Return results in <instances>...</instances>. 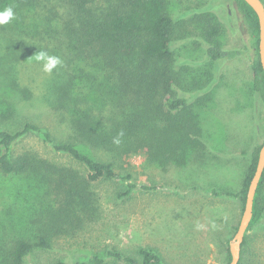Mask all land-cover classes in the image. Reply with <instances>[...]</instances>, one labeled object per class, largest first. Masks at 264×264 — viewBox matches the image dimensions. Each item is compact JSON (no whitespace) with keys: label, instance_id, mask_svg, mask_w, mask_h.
<instances>
[{"label":"trees","instance_id":"16d2710c","mask_svg":"<svg viewBox=\"0 0 264 264\" xmlns=\"http://www.w3.org/2000/svg\"><path fill=\"white\" fill-rule=\"evenodd\" d=\"M237 2L256 52L252 91L264 102L258 16L244 0ZM5 7H12L18 16L36 11V17L43 19V33L50 39L47 50L64 59L63 73L58 81L48 84L46 100L62 116L67 138L36 122L0 128V175L5 179L30 176L41 195L52 201L49 215L39 217L38 213L25 222L21 213L29 233H25L27 228L19 230L24 222L0 220V264H162L155 250L142 248L138 258L114 251L52 263L35 262L34 258L37 253L54 251L58 240L74 235L80 226L97 222L98 185L124 186L116 196L122 201L139 189L126 162L130 155L144 153L148 163L167 170L172 164L184 165L204 148L198 110L210 98L208 82L214 81L218 64L241 52L222 47L220 21L209 12L202 27L209 71H193L189 65L179 68L173 46L177 21L168 14L166 0H0V9ZM32 49L27 52L30 56L44 51ZM4 111L5 118L14 115L10 105ZM33 135L43 137L56 154L85 173L29 153L15 155V146ZM261 147L252 155L238 194L213 190L218 196L240 198L242 212ZM11 191L17 192L10 195L13 199L21 197L19 190ZM263 212L264 177L250 228ZM246 246L247 236L240 264H244ZM230 262L231 255L227 264Z\"/></svg>","mask_w":264,"mask_h":264},{"label":"rangeland","instance_id":"374dc122","mask_svg":"<svg viewBox=\"0 0 264 264\" xmlns=\"http://www.w3.org/2000/svg\"><path fill=\"white\" fill-rule=\"evenodd\" d=\"M166 2L168 14L177 21L173 46L179 68L189 65L193 71H209L202 32L204 16L209 12L220 21L222 47L241 52L218 64L214 81L208 82L210 98L198 110L205 147L184 165L172 164L167 170L148 163L144 153L130 155L126 162L139 189L122 201L116 196L124 186L98 185L97 222L63 236L54 251L37 253L35 262L105 256L108 251L138 258L142 248L155 250L162 264H227L242 204L240 198L218 196L213 190L238 194L253 153L264 144V102L252 91L256 56L252 34L237 0ZM28 14H15L9 23L0 25V128L36 122L67 138L62 116L46 100L48 84L58 81L63 73L64 59L47 50L50 39L43 33V19L36 17V11ZM32 48L43 49L62 63L51 73L45 72L35 54L27 53ZM7 105L14 112L11 117L7 115L9 118L2 115ZM24 153L85 173L82 167L56 154L41 136H27L15 146V155ZM38 188L30 176L5 179L0 175V220L13 218L22 224L21 213L25 222L38 213L39 217L49 215L51 197L41 195ZM11 189L19 190L21 197H10L17 195ZM23 228L26 224L19 230ZM246 236L244 264H264V212Z\"/></svg>","mask_w":264,"mask_h":264},{"label":"water","instance_id":"95a60500","mask_svg":"<svg viewBox=\"0 0 264 264\" xmlns=\"http://www.w3.org/2000/svg\"><path fill=\"white\" fill-rule=\"evenodd\" d=\"M257 14L259 20V57L264 70V2L262 0H244ZM264 177V144L262 145L255 170V174L249 184L246 203L241 215L237 230L230 242L229 249L231 262L229 264H240L242 248L245 237L250 228L254 216V202L260 182Z\"/></svg>","mask_w":264,"mask_h":264},{"label":"clouds","instance_id":"9594fccd","mask_svg":"<svg viewBox=\"0 0 264 264\" xmlns=\"http://www.w3.org/2000/svg\"><path fill=\"white\" fill-rule=\"evenodd\" d=\"M15 18V14L12 7H5L3 10H0V25H4L9 23L11 20ZM34 59L37 62H41L43 64V70L45 72L51 73V71L60 65L62 61L57 56H50L45 51H39ZM122 135V133H121ZM115 143L119 144V140H115Z\"/></svg>","mask_w":264,"mask_h":264}]
</instances>
